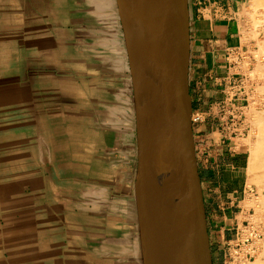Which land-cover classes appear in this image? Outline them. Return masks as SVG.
<instances>
[{
    "label": "crops",
    "instance_id": "obj_1",
    "mask_svg": "<svg viewBox=\"0 0 264 264\" xmlns=\"http://www.w3.org/2000/svg\"><path fill=\"white\" fill-rule=\"evenodd\" d=\"M247 2L190 0V92L204 115L193 128L206 141L198 162L214 264L255 208L249 144L222 139L209 115L225 101L247 104L251 117L264 110L255 94L264 40L244 39ZM138 195L117 0H0V264H144Z\"/></svg>",
    "mask_w": 264,
    "mask_h": 264
},
{
    "label": "water",
    "instance_id": "obj_2",
    "mask_svg": "<svg viewBox=\"0 0 264 264\" xmlns=\"http://www.w3.org/2000/svg\"><path fill=\"white\" fill-rule=\"evenodd\" d=\"M135 91L138 211L144 264H214L192 121L190 0H117ZM153 111L145 136L141 109ZM161 160L174 203L167 246L154 230L152 165Z\"/></svg>",
    "mask_w": 264,
    "mask_h": 264
},
{
    "label": "bare ground",
    "instance_id": "obj_3",
    "mask_svg": "<svg viewBox=\"0 0 264 264\" xmlns=\"http://www.w3.org/2000/svg\"><path fill=\"white\" fill-rule=\"evenodd\" d=\"M248 3L250 4L249 8L250 9H246L248 6L245 4L244 5V8H243V12L246 14L248 13L251 17H253V19H257L258 16H260L261 18V15L264 16V0H248ZM244 14V16H245ZM243 16V17H244ZM244 19V18H243ZM254 19V21H256ZM260 20V19H259ZM262 20V19H261ZM260 20V21H261ZM264 21V20H262ZM250 23V22H248ZM257 23V22H256ZM259 23V21H258ZM250 26V25H248ZM250 28V27H249ZM248 30V29H247ZM263 35V34H262ZM246 37V35L244 36ZM264 38V37H263ZM246 39V38H244ZM250 40V39H248ZM252 40V39H251ZM247 44V43H246ZM253 44V43H251ZM253 48V47H252ZM247 53V52H246ZM249 54V53H248ZM246 55V54H245ZM252 55V53H251ZM257 55V54H256ZM259 55V54H258ZM247 57V55L245 56ZM249 58V56H248ZM245 60V59H244ZM243 60V61H244ZM242 61V60H241ZM242 61V62H243ZM239 62V60H238ZM241 62V63H242ZM248 62V61H247ZM245 62H243V65ZM239 64V63H238ZM253 64V63H252ZM247 65V64H246ZM248 66V65H247ZM247 68V67H246ZM257 68V67H256ZM259 69V68H257ZM247 70V69H246ZM251 70V68H250ZM256 70V69H255ZM254 70V71H255ZM251 71H249L248 73H250ZM257 72V70H256ZM255 72V73H256ZM254 72H251L250 74H252ZM252 76V75H251ZM250 76V78H251ZM254 77V76H253ZM261 77V76H260ZM264 77V75H263ZM255 78V77H254ZM253 78V79H254ZM258 80V79H257ZM262 80V79H260ZM256 81V80H255ZM259 81V80H258ZM248 82V81H247ZM249 84V83H248ZM253 84V83H252ZM251 86V85H249ZM248 86V87H249ZM256 86V85H255ZM264 86V85H262ZM250 88V87H249ZM248 88V89H249ZM247 89V88H246ZM251 90V89H250ZM25 92V91H24ZM249 92V91H248ZM247 92V93H248ZM25 95V94H24ZM28 95V94H27ZM263 95V94H262ZM252 96V95H251ZM250 96V97H251ZM256 96V95H255ZM263 98V97H262ZM28 99V98H27ZM252 99V97H251ZM257 99V98H256ZM250 100V99H249ZM254 100V99H253ZM260 100V99H259ZM264 100V99H263ZM257 102V101H256ZM259 102V101H258ZM261 102V101H260ZM254 103V101H253ZM5 104V103H4ZM3 104V105H4ZM260 104V103H259ZM263 104V103H262ZM6 107V106H5ZM249 107V106H248ZM259 108V107H258ZM250 109H253V106L251 107L250 106ZM261 110V109H260ZM24 111V110H23ZM264 111V110H263ZM256 112V110H255ZM254 112V113H255ZM72 113V112H70ZM253 113V115H254ZM256 115V114H255ZM141 116L143 119H145V122H146V128H145V136L146 137H149L151 136L152 134H154L155 132V126H156V122L155 120L153 119V111H151L146 105H144L141 109ZM259 117V116H258ZM257 117V118H258ZM262 117V116H261ZM254 118V117H253ZM263 118V117H262ZM257 120V119H256ZM255 120V121H256ZM254 121V120H253ZM259 124H257L258 126L261 124V125H264L262 123H260V119H259ZM254 123V122H253ZM2 125V124H1ZM261 125H260V130H261ZM256 126V125H255ZM251 130L252 129V125H251ZM258 130V129H257ZM258 133V132H257ZM260 133V131H259ZM257 135V134H256ZM252 136V135H251ZM249 138L252 139L249 135ZM257 141V140H256ZM251 142V141H250ZM253 145V144H252ZM250 147V146H249ZM250 159H249V172L251 173V178H250V182L251 181H257L259 177V173L260 172V169L264 168V127H262V133L260 134V137L258 139V141L253 145V147L250 148ZM262 174V172H261ZM152 179H153V185H154V189H156V192L154 193V220H153V227H154V230L156 231V233L158 234L161 242L163 243V245L167 246L168 243L170 242L171 240V237H172V232H173V227H174V203H173V198L171 196V193H170V190H169V185H168V182L167 180L164 178L163 176V173H162V168H161V160L158 159V160H155L153 162V165H152ZM262 179V178H261ZM259 181V180H258ZM261 181V180H260ZM259 181V182H260ZM249 182V183H250ZM257 183V182H256ZM258 184V183H257ZM258 186V185H257ZM261 186V184H260ZM250 188V187H249ZM253 188V187H252ZM251 188V189H252ZM263 189V186L262 187H258V189ZM259 191V195L257 196L256 200L254 201H251L250 200V204H252V202H254V205H255V208L254 210H256L254 216L256 218H259L260 217H263L264 215V195H263V199L260 198L259 196L261 195L260 193V190ZM250 193V192H249ZM254 194V193H253ZM248 195V194H247ZM251 196H254V195H251ZM256 197V196H255ZM254 197V198H255ZM259 197V198H258ZM253 198V197H252ZM251 198V199H252ZM241 202V201H240ZM249 204V203H248ZM249 204V205H250ZM263 205L262 206H260ZM257 206V207H256ZM252 207V206H251ZM253 208V207H252ZM248 209V208H247ZM252 215V214H251ZM250 218V216L248 217ZM261 219V218H260ZM259 219V220H260ZM261 221V220H260ZM209 226V225H208ZM241 227V226H240ZM209 228V227H208ZM23 237V236H22ZM261 244H262V249H261V253L262 254V257L263 259H258L259 258V255L258 257L256 258V260L252 263V264H264V239H262L261 241ZM217 260V259H216ZM215 262V261H214ZM219 262V261H218Z\"/></svg>",
    "mask_w": 264,
    "mask_h": 264
},
{
    "label": "built area",
    "instance_id": "obj_4",
    "mask_svg": "<svg viewBox=\"0 0 264 264\" xmlns=\"http://www.w3.org/2000/svg\"><path fill=\"white\" fill-rule=\"evenodd\" d=\"M247 96L246 94L245 97ZM209 115L219 121L216 131L224 140L245 139L251 132L252 117L247 104L230 105L225 101L217 111H211ZM203 120L202 112H193V125ZM195 142L198 156L205 148L206 141L203 139ZM250 193H255V189H251ZM255 212L256 210L252 212L251 218L244 225L236 229L233 237L225 239L222 243L221 264H252L260 254L261 241L264 239V222L254 216Z\"/></svg>",
    "mask_w": 264,
    "mask_h": 264
},
{
    "label": "rangeland",
    "instance_id": "obj_5",
    "mask_svg": "<svg viewBox=\"0 0 264 264\" xmlns=\"http://www.w3.org/2000/svg\"><path fill=\"white\" fill-rule=\"evenodd\" d=\"M248 1V0H247ZM248 7L246 8V9H250L249 8V6H250V4L247 2V4H246ZM245 14V13H244ZM250 16L251 15H249L248 13H246L245 14V16H244V23H245V26H246V39L248 40V39H252L253 41H256L257 42V44H259V42L261 41V40H264V21H262V20H264V16L263 15H261V18H260V16H258L257 17V19H255L256 21H254V19H253V17H251L250 18ZM261 21H260V20ZM258 21H259V23H258ZM248 22H250V23H248ZM257 22V23H256ZM248 25H250V26H248ZM250 27V28H249ZM248 29V30H247ZM263 34V35H262ZM262 85H264V83L263 84H260V85H258L257 87H256V91H255V94H257V95H259V94H263L264 95V86H262ZM261 105V107H259V108H264V103L263 104H260ZM259 105V106H260ZM255 110H256V112H255ZM254 115L252 116V122H251V125H252V129L253 130H251V132H250V137L252 138V139H250L249 138V136L248 137H246L245 138V140H246V142L249 144V150H250V148L251 147H253V145L258 141V139H259V137H260V134L262 133V127H264V125H261V130H260V125L258 126L257 124H259V119H260V123H262V121H263V123L262 124H264V111L263 110H257V109H254ZM256 114V115H255ZM259 116V117H258ZM263 118H262V117ZM254 117V118H253ZM258 117V118H257ZM257 119V120H256ZM254 120V121H253ZM256 120V121H255ZM254 122V123H253ZM256 125V126H255ZM258 129V130H257ZM259 131H260V133H259ZM258 132V133H257ZM257 134V135H256ZM252 135V136H251ZM257 140V141H256ZM251 141V142H250ZM253 144V145H252ZM251 151V150H250ZM261 172H262V174H261ZM259 174V177L260 178H258V180L260 181H251L250 182V180H249V182H250V187L252 188V187H254V189H255V193L253 194L252 193V195H254V196H252L253 197V199L254 200H256V198H257V196L259 195V191L258 190H260V198H262L263 199V195H264V168H262V169H260V172H258ZM262 178V179H261ZM258 184H257V183ZM260 184H261V186H260ZM258 185V186H257ZM263 186V189L261 188V189H258V187H262ZM256 196V197H255ZM255 197V198H254ZM258 197V198H259ZM253 200V201H254ZM253 203V205H254V202H252ZM255 206V205H254ZM260 206H262L263 207V205H261L260 204ZM257 207V206H256ZM264 208V207H263ZM264 213V212H263ZM264 215V214H263ZM261 218V219H260ZM259 219L261 220V221H263L264 222V216L263 217H260L259 216ZM261 253V252H260ZM214 257V256H213ZM217 258H218V261H219V258H220V256H219V253L217 254ZM258 259H263V257H262V254H259V258H257V260Z\"/></svg>",
    "mask_w": 264,
    "mask_h": 264
}]
</instances>
